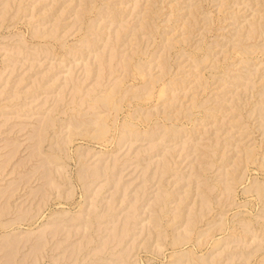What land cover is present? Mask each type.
Listing matches in <instances>:
<instances>
[{
    "label": "rangeland",
    "instance_id": "rangeland-1",
    "mask_svg": "<svg viewBox=\"0 0 264 264\" xmlns=\"http://www.w3.org/2000/svg\"><path fill=\"white\" fill-rule=\"evenodd\" d=\"M0 264H264V0H0Z\"/></svg>",
    "mask_w": 264,
    "mask_h": 264
}]
</instances>
